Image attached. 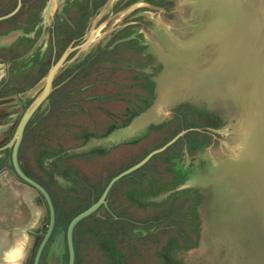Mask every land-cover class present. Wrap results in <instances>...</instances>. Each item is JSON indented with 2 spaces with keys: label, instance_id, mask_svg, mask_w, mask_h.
I'll list each match as a JSON object with an SVG mask.
<instances>
[{
  "label": "rangeland",
  "instance_id": "obj_1",
  "mask_svg": "<svg viewBox=\"0 0 264 264\" xmlns=\"http://www.w3.org/2000/svg\"><path fill=\"white\" fill-rule=\"evenodd\" d=\"M26 1L33 7L32 0ZM35 4L40 10L41 37H46L43 29L50 24L55 28L56 60L95 34L91 44L71 53L56 74L50 96L26 126L18 153L25 172L49 187L58 224L62 225V249H57L54 256L44 255L40 264H67L65 229L85 204L66 206L69 192L63 190L58 177L67 174L61 172L62 176L53 175L52 179L48 168L38 170V153L59 145H75L82 135H100L113 121H124L131 112L133 118L121 136L127 142L135 136L137 160L174 134L183 135L133 173L132 183L126 179L117 185L119 189L110 198L111 213L102 208L78 223L74 235L76 264H264V234L260 235V219L254 209L260 207L258 198L262 197L257 187L264 179L263 154V167L254 179L255 183L260 178L258 184L252 185L244 175L246 166L249 170L254 160L252 151L264 153V133H260L263 144L255 142L258 129L252 121L254 116L250 118L243 105L246 97L242 93L252 86L235 85L233 76L224 75L228 68L223 61L218 62L214 43L206 42L210 34L219 33L215 30L219 19L212 11L216 2L40 0ZM45 39L41 44L43 61L46 55L41 67L42 84L48 69L49 42ZM257 46L255 50L262 51V43ZM35 97H25L24 110ZM22 113L0 111V147L11 140ZM214 121L215 126L211 124ZM174 129L168 139L157 142ZM196 141L201 147L198 151ZM121 150L122 157L133 152L128 146ZM10 154L11 146L0 151V171L3 169V177L9 175L22 183L13 174ZM127 163L131 164L121 160L122 165ZM172 168L184 172L182 192L172 191L179 181L169 180ZM132 186L135 193L130 194ZM24 189L35 217L29 233L35 235L25 234L22 246L0 256V264H32L44 232L42 225L47 224L42 198L28 186ZM80 193V197L84 195L81 198H87V191ZM228 196L234 202L242 197L238 205L243 207L234 216L228 214ZM111 214L120 220L114 222Z\"/></svg>",
  "mask_w": 264,
  "mask_h": 264
},
{
  "label": "flooded vegetation",
  "instance_id": "obj_2",
  "mask_svg": "<svg viewBox=\"0 0 264 264\" xmlns=\"http://www.w3.org/2000/svg\"><path fill=\"white\" fill-rule=\"evenodd\" d=\"M32 1L34 4L33 7L28 6L30 1H26V0H0V111H6V112L7 111H23L24 113V111L26 110V109L24 110V104L26 101L25 97L30 96V95L37 96L42 91L44 82L43 84H41V80H42L41 67L45 64L44 62L46 61V55L44 56L45 60L43 61L42 60L43 53L41 49V44L45 43V40H46L45 38H47V41L49 42V53L47 55L48 69H47L46 75L50 67L58 60V59L56 60V55H55V50H56V47H55L56 32H54L55 28L53 27L52 24H50L48 29H43L44 31L46 30L45 32H43L44 33L43 36L46 35V37H43V38L41 37L42 30H41V25H40V15H39L40 10L38 6L35 4V3L38 4L40 0H32ZM10 6L12 7L10 8ZM35 6L37 7L35 8ZM11 13L13 14L10 15ZM8 15L10 16L8 17ZM5 16H7V18H4ZM54 80L51 85L50 94L53 89ZM44 102L40 105V107L44 104ZM38 109L36 110V112L38 111ZM132 114L134 113L132 112L129 113L128 118L124 121H121V120L113 121V124H111V126H109L106 129V131H104L100 135H82L80 137V142H78L75 145L67 146V148H64L66 146L59 145L58 147L56 146L54 149H51V151L38 153V158L36 159L38 170H41V169L46 170V168H48L51 171L50 176L52 177V179H53V175L62 176L61 172L67 174V177L65 178H63L64 176L58 177L59 179L62 180L61 182H63V186H61V187H64L63 190L69 192L68 194L69 200L67 201L68 203L65 202L66 206L68 207L69 205H73L74 203H77V204L80 203L78 206L80 205L82 206L83 204H85V206L82 209L78 210L70 218L69 222L67 223L66 229H65V237H63L64 238V248L63 249L67 256V264H68V247H67V241H66V232H67V227L70 221L76 215H78L79 213L87 209L89 206H91L93 203H95L101 197L106 187L108 186V184L114 177L118 176L120 173L124 172L125 170L129 169L133 165L140 162L150 152L158 149V147L160 148L164 146L169 141H171L174 137L181 134V133H176L173 135V137L168 139V137L175 131V129L172 130L170 133L163 136L157 142L159 141L162 142L163 140L168 139L167 141H165L161 146L156 147V149L154 150L153 148H151L150 150L146 151V154L137 160L135 156V149H136V144H137L135 136L130 138L129 142H127L125 138H123L122 140V136H121L122 130L127 131L126 129L129 126L127 124H129L133 118ZM30 120L28 121V123L30 122ZM211 124L215 126L216 122L214 121ZM190 129L191 128H188V131ZM24 133H25V130H24ZM182 135H180L174 142H176ZM23 137H24V134H23ZM195 140H198V139H195ZM174 142L172 144H174ZM171 145H169L161 153H164ZM5 146L0 147L1 149L0 151H2L3 149H6L7 147ZM20 146H19V149H20ZM122 146H128V151H131V149H133V152H127V154L129 153V157H122V151H123L121 150ZM199 146H200L199 141H196L194 143V147H196V150L197 148H201ZM19 149H18V153H19ZM11 150H12V146H11ZM123 153L126 154L125 152ZM154 157L155 155L151 157L143 166L149 163ZM17 159H18V155H17ZM122 159L130 161L131 164L127 163L125 165L124 164L122 165L121 164ZM10 160H11V154H10ZM18 163H19L20 169L27 177L32 179L34 182H36L37 184H39L42 188L46 190V192L48 193L50 197V200H51V203L54 209V226L42 250L40 260H39V264H40L44 255L47 256L48 254H53L54 256V253L56 252L57 249L58 250L62 249L60 248L61 247L60 242H62V236L59 235L62 232L61 231L62 225L58 224L56 203L54 200V196L51 195L49 191V187L44 182H42L39 178H32L31 176H29L25 172L24 168H22V166L20 165L19 159H18ZM11 166H12V163H11ZM206 166L210 168V165L206 164ZM141 168L117 180L110 187L105 197L106 206L101 205L93 214L97 213L102 208L108 211L109 213H111L110 208H109L110 198L113 192L119 189V188H116L117 185H119L120 182L125 181L126 179H128V181L132 183L133 178H131V175L139 171ZM203 170L204 171L206 170L205 166ZM174 171L175 170L173 168L172 170L169 169L168 171V172H171L170 173L171 178L169 179L171 182L179 179L178 183L175 184L172 191H176L177 193L182 192L184 189H183V184L181 183L180 179L183 178L184 172L179 168L177 172H174ZM2 173H3V169L2 171H0V178H3ZM199 176H200V173H199ZM17 179L22 182L20 183L22 187L26 185L18 177ZM52 179H50L51 182H53ZM26 186H28L30 189H33L42 198L45 204V207L47 209V214H48L47 224L42 225L44 226L43 227L44 232L41 233L42 236L36 246V250L33 255V260H34L37 249L40 243L42 242L45 236V233L47 231V226L49 223V209H48V205L44 197L42 196V194H40L38 191H36L31 186L29 185H26ZM131 189L132 190L130 189L128 190L130 194L135 193V186H132ZM84 191L88 192V196L85 199L81 198V197H84V195L81 197L79 196V193L84 192ZM111 217L113 218L114 222L115 221L117 222L120 220L118 216L111 214ZM33 218H35L34 215H33ZM34 223H35V219H33L30 226L25 230V232L20 231L18 235L23 236L24 234L25 236V234H28V235L30 234L31 236L33 235L34 237L35 232L32 231L31 233H29L30 229L34 226ZM77 226L78 224L75 226L73 230V248H75L74 235H75ZM33 260H32V264H33ZM74 264H76L75 250H74Z\"/></svg>",
  "mask_w": 264,
  "mask_h": 264
},
{
  "label": "water",
  "instance_id": "obj_3",
  "mask_svg": "<svg viewBox=\"0 0 264 264\" xmlns=\"http://www.w3.org/2000/svg\"><path fill=\"white\" fill-rule=\"evenodd\" d=\"M216 2L215 7L212 8L213 15L216 14L218 28L215 30L219 33L211 34L208 36L210 39L207 43H214L213 49L216 52V58L227 67L228 70L224 72V75L228 77L233 76V79L239 85L251 87L247 93H242L245 96L244 106L247 112H251V116H254V124L257 127L253 138L255 142L259 144L261 141L260 133H264V0H214ZM16 11V10H15ZM14 11V12H15ZM13 12V13H14ZM11 13L10 15H12ZM8 15V17L10 16ZM4 18H7L5 16ZM214 30V31H215ZM211 31V30H210ZM95 37L94 33H91L81 44L72 47L63 52L58 60L50 67L46 78L44 79V86L42 91L32 100L24 111L15 132L5 147L12 146L11 150V163L15 176L22 180L26 185L31 186L38 191L44 197L48 209H49V223L45 236L40 243L37 252L35 254L33 264H39L42 250L52 232L54 226V209L50 200V197L46 190L32 179L27 177L20 169L17 155L18 149L21 144L25 127L28 121L31 119L40 105L47 99L51 91V85L57 72L64 66L67 58L73 52L79 53L91 44ZM257 43H262V51L258 52L255 49L258 48ZM226 79V77L224 78ZM212 82L213 79L211 80ZM198 91H201L200 88ZM263 112V114L261 113ZM248 124V123H247ZM180 135L174 137L164 146L150 152L144 159L137 164L133 165L129 169L120 173L114 177L101 197L89 206L87 209L76 215L69 223L66 232V241L68 247V264H74V248H73V230L75 226L84 218L92 215L101 205L106 206L105 197L110 187L120 178L138 170L141 168L151 157L163 152L169 145H171ZM259 141H258V140ZM264 140V136H263ZM256 144V146L258 145ZM4 147V148H5ZM264 147V146H263ZM254 149H257V147ZM1 150V149H0ZM264 154L261 151H253L252 158L254 161L250 164L244 173L246 178H250V183L253 185L257 172L263 167V163L260 162V155ZM248 157H246L247 159ZM250 173V175H249ZM260 178L257 177L256 181ZM228 183V177L224 178V181ZM254 185H256V182ZM264 181V179H263ZM262 178L259 183V191L261 193L260 207L256 205V213L259 220L260 235L264 234V182ZM14 177L7 175L0 178V256L12 253L16 251L24 240L23 236L18 235L19 232L25 230L30 226L33 221V210L30 206V202L26 197L25 186L22 187L20 183ZM256 190V188H255ZM240 200L242 197L240 196ZM220 200L223 201L220 196ZM228 203V214H238L242 207L238 205L239 199L235 202L231 198H225ZM241 202V201H240ZM29 204V205H28ZM234 204V205H233ZM233 215V216H234ZM20 228V230H19Z\"/></svg>",
  "mask_w": 264,
  "mask_h": 264
},
{
  "label": "bare ground",
  "instance_id": "obj_4",
  "mask_svg": "<svg viewBox=\"0 0 264 264\" xmlns=\"http://www.w3.org/2000/svg\"><path fill=\"white\" fill-rule=\"evenodd\" d=\"M16 36H17V35H16ZM13 38H14V37H13ZM12 40H13V39H12ZM195 44H196V43H195ZM202 44H203V43H202ZM206 44H207V43H206ZM212 44H213V43H212ZM204 48H205V47H204ZM204 48H203V50H204ZM210 48H211V47H210ZM208 50H209V49H208ZM193 51H194V50H193ZM193 51H192V52H193ZM171 52H172V51H171ZM201 52L204 53L203 51H201ZM209 52H210V51L206 52V53H207V56H208V53H209ZM175 53H176V52H175ZM188 53H189V52H188ZM188 53H187V54H188ZM190 53H191V52H190ZM202 53H201V54H202ZM191 54H192V53H191ZM191 54H190V55H191ZM214 54H216V53H214ZM167 55H168V54H167ZM169 55H170V53H169ZM192 55H193V54H192ZM202 55H203V54H202ZM210 55H211V54H210ZM194 56H196V55H194ZM198 56H199V55H198ZM212 56H213V54H212ZM208 57H209V56H208ZM164 58H165V57H164ZM164 58H163V59H164ZM169 58H170V57H169ZM171 58H172V57H171ZM189 58H190V57H189ZM200 58H201V56H199V59H200ZM192 59H196V57H195V58H192ZM205 59H206V58H205ZM205 59H204V60H205ZM164 60H165V59H164ZM173 60H174V59H173ZM177 61H178V60H177ZM188 61H189V60H188ZM196 61L199 62L198 60H196ZM205 61H206V60H205ZM192 62H193V60H192ZM206 62H208V61H206ZM218 62H219V60H218ZM164 63H165V62H164ZM194 63H195V62H194ZM194 63H193V64H194ZM201 63H202V62H201ZM213 63H215V62H213ZM172 64H173V62L171 63L170 66H172ZM193 64H192V66H191L190 64H189V65H190L191 67H193V66H194ZM190 66H189V67H190ZM196 66H197V65H196ZM196 66H195V67H196ZM204 66H205V65H204ZM165 67H166V66H165ZM208 67H209V66H208ZM213 67H214V66H213ZM219 67H220V66H219ZM163 68H164V67H163ZM210 68H212V67H210ZM223 69H224V68H223ZM225 69H226V67H225ZM189 70H190V69H189ZM191 70H192V69H191ZM193 70H194V69H193ZM220 70H221V68H220ZM195 71H196V70H195ZM210 71H211V70H210ZM222 71H223V70H222ZM167 72H168V71H167ZM170 72H171V71H170ZM170 72H169V73H170ZM183 72H184V71H183ZM190 72H191V71H190ZM199 72H200V71H199ZM164 73H165V72H164ZM164 73H163V74H164ZM191 73H192V72H191ZM203 73H204V71H203ZM166 75H167V74H166ZM200 75H201V74H200ZM161 76H162V75H161ZM202 76H203V75H201L200 77H202ZM209 76H210V74H209ZM230 77H232V76H230ZM178 78H179V77H178ZM190 78H191V77H190ZM179 79H182V78H179ZM229 80H230V79H229ZM178 81H179V80H178ZM182 81H183V80H182ZM189 81H190V79H189ZM189 81H188V82H189ZM230 81H231V80H230ZM160 82H161V81H160ZM163 82H164V81H163ZM163 82H161V84H163ZM185 82H187V81L185 80ZM167 83H168V82H167ZM190 83H191V82H190ZM227 83H228V81H227ZM41 84H42V83H41ZM161 84H160V85H161ZM163 85H164V84H163ZM166 85H167V84H166ZM235 85H237V82H236ZM173 86H174V85H173ZM240 86H241V85H240ZM167 87H168V86H167ZM167 87H166V88H167ZM235 88H236V87H235ZM237 88H238V87H237ZM205 89H206V88H205ZM229 89H230V88H229ZM238 89H240V88H238ZM234 90H235V89H234ZM236 90H237V89H236ZM243 90H244V89H243ZM170 91H171V89H170ZM189 91H190V90H189ZM228 91H229V90H228ZM230 91H231V90H230ZM238 91H239V90H238ZM244 91H245V90H244ZM157 92H158V91H157ZM162 92H163V91H162ZM185 92H186V91H185ZM185 92H184V93H185ZM209 92H210V90H209ZM236 92H237V91H236ZM236 92H235V93H236ZM187 93H188V91H187ZM206 93H207V92H206ZM214 93H215V92H214ZM239 93H240V92H239ZM239 93H238V94H239ZM164 94H165V93H164ZM164 94H163V96H164ZM185 94H186V93H185ZM195 94H196V93H195ZM202 94H203V93H202ZM198 95H199V94H198ZM213 95H214V94H213ZM213 95H212V96H213ZM226 95H227V93H226ZM239 95H240V94H239ZM158 97H159V95H158ZM177 97H179V96H177ZM177 97H176V98H177ZM214 97H215V96H214ZM214 97H213V98H214ZM244 98H245V97H244ZM177 99H178V98H177ZM180 99H181V98H180ZM211 100H212V99H211ZM168 101H169V100H168ZM170 101H171V100H170ZM156 102H157V101H156ZM202 102H203V101H202ZM242 102H243V100H242ZM154 107H155V106H154ZM159 108H160V107H159ZM159 108H158V109H159ZM242 108H243V106H242ZM211 109H212V108H211ZM244 112H245V111H244ZM250 113H251V112H250ZM243 114H244V113H243ZM248 115H249V114H248ZM248 115H246V117H247ZM244 116H245V115H244ZM244 119H245V117H244ZM246 119H247V118H246ZM250 120H251V119H250ZM253 120H254V119H253ZM244 121H245V120H244ZM247 121H248V120H247ZM246 127H247V126H246ZM258 130H259V129H258ZM250 141H252V139H251ZM260 143H261V142H260ZM250 144H251V143H250ZM261 144H263V143H261ZM249 150H252V149H249ZM247 151H248V149H247ZM252 152H253V151H252ZM248 154H249V153H248ZM249 155H250V154H249ZM261 155H262V154H261ZM263 155H264V154H263ZM263 155H262V156H263ZM242 156H243V155H242ZM245 156H246V155H245ZM250 157H252V156H250ZM241 159H243V158H240V160H241ZM251 159H252V158H251ZM252 160H253V159H252ZM253 161H254V160H253ZM239 162H240V161H239ZM262 162H263V161H262ZM246 168H247V166H246ZM236 169H238V168L236 167ZM232 170H234V169H232ZM228 171H230V169H229ZM235 171H236V170H235ZM237 171H238V170H237ZM231 172H232V171H231ZM260 172H261V170H260ZM221 173H222V172H221ZM237 173H238V172H237ZM258 174H260V173H258ZM240 176H241V175H240ZM243 176H244V175H243ZM259 176H260V175H259ZM233 177H234V175H233ZM235 177H236V176H235ZM245 177H248V176H245ZM260 177H261V176H260ZM263 177H264V176H263ZM242 179H243V177H242ZM248 179H249V178H248ZM240 181H241V180H240ZM242 181H243V180H242ZM248 181H249V180H248ZM248 183H249V182H248ZM244 184H245V183H244ZM244 184H242V185H240V186L242 187ZM257 184H258V183H257ZM246 186H247V185H246ZM243 187H244V186H243ZM247 187H249V186H247ZM257 188H258V187H257ZM245 190H246V189H245ZM247 190L249 191V188H247ZM250 191H251V189H250ZM255 194H256V193H255ZM252 195H253V194H252ZM258 196H259V194H258ZM260 198H261V197H260ZM256 200H257V199H256ZM256 202H257V201H256ZM258 202H259V201H258ZM254 204H255V203H254ZM254 209H256V208H254ZM256 210H257V209H256ZM199 241H200V240H199ZM199 241H198V242H199Z\"/></svg>",
  "mask_w": 264,
  "mask_h": 264
}]
</instances>
